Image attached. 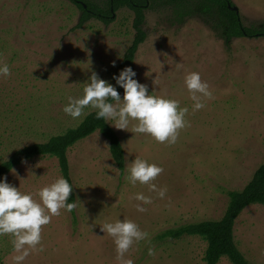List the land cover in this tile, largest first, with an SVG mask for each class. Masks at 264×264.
Returning a JSON list of instances; mask_svg holds the SVG:
<instances>
[{"label":"rangeland","instance_id":"374dc122","mask_svg":"<svg viewBox=\"0 0 264 264\" xmlns=\"http://www.w3.org/2000/svg\"><path fill=\"white\" fill-rule=\"evenodd\" d=\"M232 1L244 25L264 27V0ZM145 14L136 78L155 95L188 107V126L169 145L109 124L122 142L125 164L137 155L163 167L153 183L167 188L165 197L139 182L127 183L109 140L94 132L67 151L75 215L61 209L42 226L44 251L31 252L23 264H119L113 240L100 225L125 217L148 233L125 254L134 264H205L207 242L201 236L161 235L182 224L220 219L228 192L242 190L264 162V36L227 40L199 14L176 17L166 3L147 7ZM80 15L71 0H0V61L10 67L8 77L0 76V162L21 147L78 126L94 111L86 108L78 120L62 111L68 95H83L93 71L115 84L113 74L136 34L133 9L120 7L109 24L92 18L77 27ZM192 71L213 93L196 111L184 84ZM61 175L56 157L35 155L5 177L21 191L36 192ZM137 192L152 197L144 212L135 207ZM234 237L249 261L264 264V204L244 208ZM12 239L0 236V264H13ZM218 264L233 263L224 256Z\"/></svg>","mask_w":264,"mask_h":264},{"label":"clouds","instance_id":"9594fccd","mask_svg":"<svg viewBox=\"0 0 264 264\" xmlns=\"http://www.w3.org/2000/svg\"><path fill=\"white\" fill-rule=\"evenodd\" d=\"M114 64L115 62L113 66ZM9 75V65L0 61V76ZM135 77V70L126 66L119 74H113V85L93 71L84 83L83 95H68L62 111L73 120H78L87 114L85 109L90 108L95 110L97 119L111 123L116 129L130 131L134 135L146 134L159 143H176L179 130L188 126V107H182L174 97L155 95L154 90L150 92L148 86ZM184 84L193 102V111L202 109L205 106L204 100L213 96L209 84L201 79V74L197 71L187 73ZM117 87L123 89V97ZM131 121L135 123L130 127ZM124 167V179L127 183L135 186L139 182L147 185L148 191L154 192L159 198L165 197L167 188H158L153 183L163 172L161 165L136 155ZM72 192L73 184L62 175L36 192L21 191L7 177H0V236L10 234L13 237V264H23L31 252L44 251L41 243L42 226L49 224L53 216L60 215L61 209L72 211L75 204L68 202ZM133 199L140 202L135 205L138 212L146 211L144 205L152 202V197L143 192L135 193ZM100 227L112 238L119 264H134L131 258H125V254L134 243L146 240L148 233L126 217L103 223ZM148 254L154 255L153 247H148Z\"/></svg>","mask_w":264,"mask_h":264},{"label":"trees","instance_id":"16d2710c","mask_svg":"<svg viewBox=\"0 0 264 264\" xmlns=\"http://www.w3.org/2000/svg\"><path fill=\"white\" fill-rule=\"evenodd\" d=\"M71 1L81 11L77 27L83 26L92 18H98L109 24L113 20L114 11L120 7L129 6L133 9L135 16L133 26L136 34L118 64L115 74H119V71L126 66H131L134 69L135 54L139 45L146 38V32L143 29L145 10L158 2L171 6L176 17L199 14L215 28L219 35L227 40L235 37L264 36L263 26L244 25L239 12L232 9V6H235L232 0H105L104 5L90 0ZM117 90L121 93L123 89L117 87ZM97 131L109 140L112 157L122 176L126 162L122 142L116 130L109 123L96 118L94 110L88 113L78 126L68 128L64 133L54 135L44 142H35L15 150L8 159L0 162V177H5L13 167L35 155H48L58 159L62 176L73 184L67 151L77 141ZM228 196L226 210L220 219L182 224L165 230L161 236L170 238H181L185 235L201 236L207 242L204 255L205 264H218L224 256L229 258L233 264H254L238 248L234 237V226L237 217L245 207L256 203L264 204V162L256 169L252 179L242 190H231L228 192ZM68 202L76 205L74 185ZM71 214L75 215V207Z\"/></svg>","mask_w":264,"mask_h":264},{"label":"water","instance_id":"95a60500","mask_svg":"<svg viewBox=\"0 0 264 264\" xmlns=\"http://www.w3.org/2000/svg\"><path fill=\"white\" fill-rule=\"evenodd\" d=\"M232 9L239 11L236 6H232Z\"/></svg>","mask_w":264,"mask_h":264}]
</instances>
